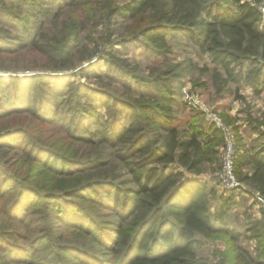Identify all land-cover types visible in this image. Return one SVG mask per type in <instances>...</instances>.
Listing matches in <instances>:
<instances>
[{
	"label": "trees",
	"instance_id": "1",
	"mask_svg": "<svg viewBox=\"0 0 264 264\" xmlns=\"http://www.w3.org/2000/svg\"><path fill=\"white\" fill-rule=\"evenodd\" d=\"M104 2L99 8L103 13L109 11L115 15L121 11L135 21L133 39L138 42L137 38L142 37L145 50L151 56L165 59L172 54L168 37L181 34L195 38L213 62L226 71H231V66L242 67L251 62L254 68L250 80L254 89L258 94L264 91V0H131L120 7H116V0ZM99 3L100 0H17L10 3L0 0L2 10L13 20H27L31 15L46 17L54 11L53 6L57 11L65 9L57 16V19L60 16L64 19L53 36L46 34L42 39L35 37L30 43H23L19 37L0 34V53L17 56L31 52L48 62L36 68L51 70L49 74L39 72L23 78L10 75L9 81L0 76V101H8L0 107V121L28 116L41 126H50L56 135L65 136L67 142L96 147L97 154L93 157L72 159L69 157L72 156L71 148L65 145V152H61L67 156L59 157L73 167L66 171L57 167L54 170L62 171L59 173L61 180H66V184L70 181L71 187L59 189L58 193L49 192L52 195L47 200L76 198L109 209L110 218L114 219L105 221L104 225L101 218L83 205L67 207L73 213L65 220L68 226L89 233L108 253L109 259L81 251L80 247L62 249L44 234L31 238L34 242L28 249L10 245L9 255L14 256L12 260L18 264H49L51 256L58 251L55 264L70 260L80 264H195L196 247L204 239L224 235L238 241L241 237L226 224L230 199L219 195L212 205L214 191L198 177L205 171L206 164L217 165L221 160L224 137L214 127L206 130L191 125L189 129L180 130L173 114L176 100L170 94L172 78L156 80V85L161 84L167 92L156 100L143 94L135 97L133 94L140 92L143 80L126 59L113 52L106 53L98 59L105 62L107 70L103 72L100 68L94 70L91 63L99 56L98 52L87 49L78 55L80 34L87 26L85 19L89 15L96 16L95 6ZM85 63H89L88 66L66 73ZM74 78L97 82L106 78L121 80L123 96L74 81ZM130 80L138 87H133ZM3 89H10L11 93H2ZM101 110L106 111V117L101 115ZM22 125L0 131V190L3 188L0 194L13 178L1 167L3 161L10 156L38 155L34 158L42 163L41 154H47L49 149L53 152L57 146V141H53L48 148L49 137H45L42 130L34 132L24 123ZM103 149L115 152L114 157L131 176L133 187L109 180H89L108 165ZM81 155L87 156L88 152ZM237 155V178L264 197V147L251 152L238 138ZM247 167L252 169V175L244 171ZM21 176L20 173L15 175L12 188L17 190L18 196L9 209L2 211L9 224L0 229V238L12 242L13 238L22 236L18 226L27 223L26 216L37 202L27 196L33 192L20 188ZM107 184L112 188L106 191L96 187ZM97 193L102 196L98 197L99 201ZM7 194L0 195L2 201H7ZM53 210L54 206L50 215ZM53 222L51 217L52 228ZM250 228L258 232V240L264 242V212L263 219ZM31 248L37 249L36 252ZM37 254L42 257L36 259Z\"/></svg>",
	"mask_w": 264,
	"mask_h": 264
},
{
	"label": "rangeland",
	"instance_id": "2",
	"mask_svg": "<svg viewBox=\"0 0 264 264\" xmlns=\"http://www.w3.org/2000/svg\"><path fill=\"white\" fill-rule=\"evenodd\" d=\"M6 1L10 3L17 0ZM100 1L101 3L95 6L97 8L95 11H98L96 16L89 15V18L85 19L87 26L85 30L81 31L78 50V55L80 56L87 49L99 53V56L94 57L93 61H91L95 66L94 70L100 68L105 72L107 70L105 62H99L98 59L105 57L106 53L113 52L117 57L126 59L136 71V75L143 80L140 92L135 91L133 95L141 97L140 95L143 94L153 100L161 97L163 93H167L161 84L156 85V80L159 78H172L174 80L173 90L170 94L176 100L173 114L176 117L175 124L180 127L181 131L189 129L191 125H199L206 130L214 127L204 112L205 109H209V111L219 116L226 125L233 128L237 137L242 143L247 145L251 152L252 150L263 149L264 91L258 94L254 89V85L250 80L251 72L254 68L251 62L245 63L242 67L231 66V71H226L221 65L213 62L210 55L199 46V41L195 38L184 37L181 34L175 37H168L172 54L168 58L157 59L145 50L142 37L139 36L137 38L138 42L134 41L132 31H136L135 21L129 19L125 12L119 11L115 15L109 14V11L103 13L99 8L104 6L105 2L104 0ZM130 1L116 0V7L123 6ZM52 10L54 11L46 17L31 15L27 20L25 18V20H13L2 10L0 5V34L4 37H19L23 43H30L35 37L42 39V35L46 34L53 36L61 27L62 19H64V16H60L58 19L57 16L64 13L65 9L63 12L57 11V7L53 6ZM66 15H68L67 12ZM25 28L28 30L26 31ZM47 63L31 52H22L17 56H7L4 53H0V76L9 81L10 75L23 78L26 75H33L39 72L49 74L51 70H39L36 68L37 65H45ZM88 64L85 63L82 66L80 64L79 68L72 69L66 73L77 72L80 68L88 66ZM29 66L30 69L28 68ZM5 69H8V72ZM165 73H169V76L165 75ZM74 81L100 87L111 91L117 96H123V82L118 79L106 78L103 82H97L93 79L74 78ZM130 83L133 87H138L131 80ZM3 92L11 93L10 89H3ZM7 102L0 101V107ZM101 115L106 117V111L101 110ZM22 123L34 132L42 130L46 135L45 137H49V141L46 144L48 148H50L53 141H57L55 143L57 146H55L53 152H50L51 150L49 149L47 154H41L42 163L36 162L35 158L38 155L20 158L17 154V156H10V158L6 159V162L3 161L1 163V167H4L8 171V175L13 178L9 181V184L6 183L5 185H9L3 193H8L7 201H2V198H0V229L7 227L9 224L6 223L7 218L2 214V211L9 209L13 205L15 197L18 196L17 190L12 189L16 182L15 175L17 173L22 175L21 180H18L20 188L23 187L33 192L34 194L28 193L27 196L33 197L37 202L26 216L29 227L27 223L18 226L19 235L22 236L13 238L14 242L6 238H0V264H18L12 260L14 256L9 255L8 249L10 245L17 244L19 248L28 249L34 242L30 241V239L43 234L49 237L54 244L61 246L62 249L80 247L81 251L95 253L99 257L108 260V253L99 246L89 233L81 231L79 228L68 226L65 220L69 218L68 214L73 213L69 212L67 207L83 205L85 208L88 207L93 215L101 218V223L104 225L105 221L110 222L114 219V217L110 218L112 212L109 209L104 208L99 203L94 202L92 204L89 200L81 201L76 198L70 200L64 198L62 201L47 200L52 195L49 192L58 193L59 189L65 190L71 187L69 185L70 181L67 184L64 183L66 180H61L62 176L59 174L73 167L66 163L64 158L59 157V155L61 157L67 156L63 153L65 152V145L70 146L72 156L69 157L72 159L93 157L94 154H97L96 147L81 146L67 142L65 136L56 135V131L50 126H41L38 121L28 116L17 117V120L11 118L0 121V131L9 128H20L24 126ZM99 148L97 146V149ZM222 148L223 146L220 148V157ZM103 150L107 153L106 160L108 165L100 170V173L90 176L89 180H109L111 183H124L127 187H133L130 180L131 176L124 170L121 162L114 157L115 152ZM86 152H88L87 156L81 155ZM52 155H56V157L53 158ZM221 161L222 158L217 165L206 164L205 171L198 177L202 181H206L214 191V195L211 197L212 205L216 202L219 195H224L230 199L226 224L228 228L241 234V237L238 241H232L224 235L204 239L202 244L196 247L195 264H259L264 262V242L258 240V232L251 230L250 227L254 222L263 219L264 202L259 198L261 197L264 200V197L258 191L253 190L250 184L242 183L239 179L238 183L240 185L238 187L231 190L224 189L213 179V174L221 166ZM56 167L62 171H55L54 168ZM244 171L252 175L251 168L247 167ZM108 185H102L101 187L97 185L96 187L106 191L112 188L111 184L110 186ZM55 187L57 189H54ZM0 191H3V188ZM97 195L99 201L102 196L98 193ZM50 205L54 206L51 215L52 206ZM51 217L54 219L53 228L50 225ZM36 250H34V253ZM57 253V255L51 256L49 264L57 263L60 251ZM18 254L21 256L20 251H18ZM35 257L39 259L42 256L37 254ZM65 257H69V255ZM65 264L80 263L77 260H70Z\"/></svg>",
	"mask_w": 264,
	"mask_h": 264
},
{
	"label": "built area",
	"instance_id": "3",
	"mask_svg": "<svg viewBox=\"0 0 264 264\" xmlns=\"http://www.w3.org/2000/svg\"><path fill=\"white\" fill-rule=\"evenodd\" d=\"M262 11L264 12V9ZM204 112L211 121L212 126L219 130L224 137L221 166L213 174V179L226 190L234 189L240 185L235 172L238 156L237 134L231 126L226 125L215 113L209 111V109H205ZM259 199L264 202L263 198L260 197Z\"/></svg>",
	"mask_w": 264,
	"mask_h": 264
}]
</instances>
